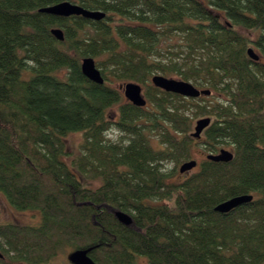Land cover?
<instances>
[{"label":"trees","instance_id":"16d2710c","mask_svg":"<svg viewBox=\"0 0 264 264\" xmlns=\"http://www.w3.org/2000/svg\"><path fill=\"white\" fill-rule=\"evenodd\" d=\"M65 1L106 18L40 12ZM54 28L64 30V42ZM238 29L260 32L255 44L264 58V0H0V193L40 218L34 226L0 224V264H51L62 250L96 245L97 264H138V257L264 264V62L248 57L252 40ZM88 57L103 85L82 74ZM173 74L225 98L201 104L210 101L151 82ZM126 83L145 86V108L125 99ZM200 118L212 124L197 140L191 133ZM113 129L120 143L107 141ZM74 133L83 141L68 162L65 141ZM200 145L209 153L229 147L234 159H204L171 182L176 169L166 163L194 160ZM92 181L101 185L89 187ZM245 195L253 201L215 211ZM108 207L130 214L135 228Z\"/></svg>","mask_w":264,"mask_h":264},{"label":"water","instance_id":"95a60500","mask_svg":"<svg viewBox=\"0 0 264 264\" xmlns=\"http://www.w3.org/2000/svg\"><path fill=\"white\" fill-rule=\"evenodd\" d=\"M40 12L60 18L82 17L84 19L91 20L94 22H100L106 18L105 12L88 10L82 7L81 5L71 1H65L53 6L43 8L40 10ZM51 34L59 42L65 41V33L62 28L52 29ZM247 53L248 57L253 62H260V56L255 52L253 48L248 49ZM81 70L82 74L89 81L98 85H103L105 83V79L102 75V72L97 67V63L94 58L88 57L82 59ZM151 82L158 89H161L167 93L179 95L186 99H198L201 96L210 97L212 95L211 90H200L190 82L171 79L163 75L153 76ZM120 89L123 91L124 97L134 106L139 108H145L147 106L148 102L143 93V88L140 84L126 83L122 85ZM211 124V118L199 119L193 128L191 138L200 140L205 130L208 129ZM206 159L216 163H229L234 159V154L232 151L221 149L218 153H209L206 156ZM198 164L199 163L196 160L185 162L180 167V173H188L194 170L198 166ZM253 199L254 198L251 195L237 196L219 204L215 208V211L220 214H229L233 210L249 204L253 201ZM113 210L114 211H110L113 212L115 218L121 225L127 228L135 227L134 219L130 214L116 209ZM99 247L100 245H96L88 248L76 249L68 255V261L70 262V264H97L91 258V254Z\"/></svg>","mask_w":264,"mask_h":264},{"label":"rangeland","instance_id":"374dc122","mask_svg":"<svg viewBox=\"0 0 264 264\" xmlns=\"http://www.w3.org/2000/svg\"><path fill=\"white\" fill-rule=\"evenodd\" d=\"M238 31L241 34L249 37L250 40H252L251 41V48H253L255 50V52L261 57L260 61L264 62V58H262V55H260L261 52L259 50V47L255 44L256 39L260 36V32L256 31V32L251 33V31L245 30V29H238ZM163 48H166L167 50L172 51V52L177 51V49H175L174 47H171V48L163 47ZM162 55H164L167 58L169 57L168 52H166L165 50L162 51ZM170 78L175 79V80H181V78L177 74L171 75ZM190 83L193 84V82H190ZM140 85L142 86L143 93L145 94V91H146L145 86H143L142 84H140ZM207 98L209 99L210 102H207V101H202V102L199 101V102L201 104L208 103V105H209V104H213L216 101L224 100L225 96L223 97V96L215 93V94H213L212 97H210V98L207 97ZM118 109H119V106H115L109 111V116L113 120L118 117ZM198 120L199 119L194 121L193 128H194V126ZM106 139L110 143H120L123 140V135L119 131H117L116 129H113L107 133ZM82 141H83V136L81 133H74V134H71L70 136L67 137V139L65 141L66 147H67V149H66L67 150V156L65 157V159L68 162H70L73 157H76L77 155H79L80 145L82 144ZM152 145L156 149L160 148L156 139H153ZM219 148H220L219 151L221 149H226L227 151H231L230 148L226 147V146H221ZM192 153H193V159L196 160L198 163H200L202 160L206 159V156L209 154V152L204 148V145H200L199 147L195 148ZM165 167H166L165 170H167L169 172H172L176 169V173L174 174L173 178L170 180L171 182H174V183L182 182L183 180H185L186 177H188L190 175V173H192V171H190L188 173L181 174L180 173L181 165H179L176 168V162L166 163ZM197 168L198 167H196L194 170H196ZM87 184L89 187H92V188H97L101 185V183L98 181L87 182ZM109 209L114 211L113 208H111V207L107 208V210H109ZM116 210H118V209H116ZM9 223L18 224V225H32V226H34V225H37L40 223V218H39V215L37 214V212L18 211L16 209H14L9 204V202L4 197V195L2 193H0V224H9ZM69 253H70V251H69ZM69 253H68V250H62L60 252V254L56 257V259H54L52 261L51 264H70V262L68 261ZM137 262H138V264H149L148 260L145 257H138Z\"/></svg>","mask_w":264,"mask_h":264},{"label":"flooded vegetation","instance_id":"af4514ba","mask_svg":"<svg viewBox=\"0 0 264 264\" xmlns=\"http://www.w3.org/2000/svg\"><path fill=\"white\" fill-rule=\"evenodd\" d=\"M259 50H260V49H259ZM260 52H261V51H260ZM260 55H261V54H260ZM260 58H261V57H260ZM198 89H199V88H198ZM200 90H203V89H200ZM144 95H145V94H144ZM201 97H204V96H201ZM201 97H200V98H201ZM147 105H148V104H147ZM203 134H204V133H203ZM134 228H135V227H134Z\"/></svg>","mask_w":264,"mask_h":264}]
</instances>
